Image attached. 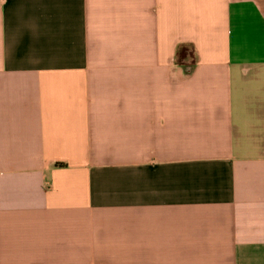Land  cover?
Instances as JSON below:
<instances>
[{"label": "crops", "instance_id": "obj_1", "mask_svg": "<svg viewBox=\"0 0 264 264\" xmlns=\"http://www.w3.org/2000/svg\"><path fill=\"white\" fill-rule=\"evenodd\" d=\"M0 264H264V0H0Z\"/></svg>", "mask_w": 264, "mask_h": 264}]
</instances>
